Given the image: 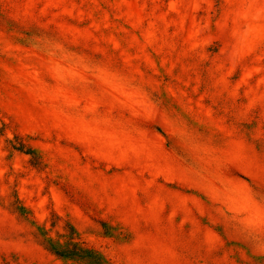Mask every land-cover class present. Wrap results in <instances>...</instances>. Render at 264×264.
I'll return each instance as SVG.
<instances>
[{"label":"rangeland","instance_id":"1","mask_svg":"<svg viewBox=\"0 0 264 264\" xmlns=\"http://www.w3.org/2000/svg\"><path fill=\"white\" fill-rule=\"evenodd\" d=\"M48 237L264 264V0H0V264Z\"/></svg>","mask_w":264,"mask_h":264},{"label":"trees","instance_id":"2","mask_svg":"<svg viewBox=\"0 0 264 264\" xmlns=\"http://www.w3.org/2000/svg\"><path fill=\"white\" fill-rule=\"evenodd\" d=\"M34 157L35 154L33 152H30ZM74 232L72 231L70 233V238H73ZM46 248H48L53 253L57 254L60 257L65 258H79V259H95V264H104L106 261L104 258L99 255L98 253H95L89 249H86L82 246H80L77 243H73L72 241L66 242L64 244L59 243L58 241H55L53 238L48 237L44 241Z\"/></svg>","mask_w":264,"mask_h":264}]
</instances>
